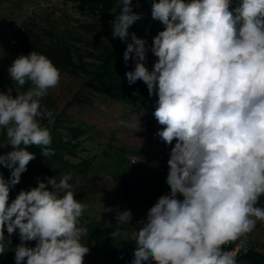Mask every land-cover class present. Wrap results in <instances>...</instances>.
<instances>
[{
	"label": "clouds",
	"instance_id": "clouds-1",
	"mask_svg": "<svg viewBox=\"0 0 264 264\" xmlns=\"http://www.w3.org/2000/svg\"><path fill=\"white\" fill-rule=\"evenodd\" d=\"M140 7V0H119L111 38L127 45L125 67L134 64L125 73L128 86L140 81L157 98L152 115L161 127L154 137L169 148V191L136 222L131 264H237L226 248H243L264 223V0H151V19L163 30L150 47L130 32L143 19L134 11ZM149 51L156 58L151 70ZM7 72L21 88L32 87L15 96L0 92V130L12 149L0 154V168L10 173L5 179L0 171V256L18 235L14 264H85L91 248L82 240L90 234L81 217L88 204L72 191L71 173L59 182L38 176L35 187L10 201L37 158L27 148L55 155L41 127L44 119L54 123V111L41 101L59 86L61 71L31 51L17 55ZM119 124L145 130L141 118ZM111 210L116 225L108 236L117 239L135 217L131 208Z\"/></svg>",
	"mask_w": 264,
	"mask_h": 264
},
{
	"label": "rangeland",
	"instance_id": "rangeland-1",
	"mask_svg": "<svg viewBox=\"0 0 264 264\" xmlns=\"http://www.w3.org/2000/svg\"><path fill=\"white\" fill-rule=\"evenodd\" d=\"M237 3L238 0H233V6ZM84 7L108 18L110 25L100 28L95 35L85 33L80 25L93 21ZM113 8H116L115 12ZM134 11L143 14V19L134 24L130 32L146 39L150 47L152 38L163 30V26L151 19V2L149 8L143 11L134 8ZM118 14L119 0H0V92L7 91L15 96L32 87L30 82L22 88L18 86L9 78L7 68L17 55L28 54L17 43H12V34L19 31L23 23L33 21L47 45L65 53L75 69L73 73L59 69L62 77L59 86L50 89L41 101L54 111V127L66 130L80 126L85 130L86 141L90 145L84 146L86 152H79L78 157L99 153V148L110 140L118 146L142 151L144 156L129 155V159L132 163L135 159V164L145 167L146 174L142 179L151 192L160 197L169 191L165 183L169 149L162 150L159 140L147 131L133 133L119 124L122 120L140 118L138 114L129 113L122 105L105 101L97 90L84 87V83L101 74L110 73L125 78V73L134 68L132 61H129L128 67L124 65L123 53L127 45L111 38V28ZM128 42H131L130 38ZM155 60L149 51L146 63L149 70ZM76 95L79 96L77 101ZM49 125L47 119L41 121V127L48 129ZM11 150L6 130H0V154ZM74 186L80 187L77 196L88 204L81 217V225L87 227L90 234L89 240H82L91 248L89 258L94 264H131L132 253L137 246L134 233L141 227L136 222L145 217L153 203L126 199L114 191L110 178L100 173L77 178ZM117 207L121 211L131 208L135 219L131 226H125L126 235L110 239L108 233L116 225V212L111 209ZM228 247L235 253L237 264H264V223L257 222L243 248L236 249L235 244ZM121 255L123 259L119 258ZM13 256L14 248L5 247L0 264H14Z\"/></svg>",
	"mask_w": 264,
	"mask_h": 264
},
{
	"label": "trees",
	"instance_id": "trees-1",
	"mask_svg": "<svg viewBox=\"0 0 264 264\" xmlns=\"http://www.w3.org/2000/svg\"><path fill=\"white\" fill-rule=\"evenodd\" d=\"M150 2L151 0H140L142 7L137 9L143 11L149 8ZM133 3L135 4L136 0H133ZM84 10H86V14L93 21V23H82L80 25V28L88 35H95L99 32L100 28L110 25L108 18L89 10V8L84 7ZM12 39L16 41L23 51L27 53L35 51L43 54L58 69L72 73L75 72L66 54L59 49L47 45L39 28L33 21L29 20L23 23L20 30L12 34ZM111 65H113L112 62ZM84 87L95 89L105 101L118 103L125 107L129 113L138 114L145 131L153 137L154 133L161 127L152 115L155 111V100L157 98H149L147 88L143 86L142 82L138 81L135 85L129 87L125 78L116 74L106 73L99 75L91 81L88 80V82L84 83ZM77 96L75 97L76 101L79 99V96ZM54 126L55 121L49 125L48 130L52 136L50 147L55 150V155L52 157H42L40 149L36 146L33 145L27 148L37 158L29 164L28 171L22 174L21 183L10 193V201L15 198L20 190H28L35 187L36 177L38 176L41 179L45 176L55 177L57 182H59L66 173H71L72 175L70 183L73 185L72 191L76 194L78 200H81L77 196L80 187L74 186L77 178H85L98 173L110 178L114 191L130 201L154 204L159 198L158 195L151 192L149 186L142 179V176L146 174L145 167L133 164L129 159V155L136 157L144 156L142 151L118 146L110 140L101 149L99 148V153L87 155L86 157H78V153L86 152L87 148L85 147L90 145L86 141L85 130L80 126L69 127L66 130L57 129ZM155 138L159 140L158 137ZM160 146L162 150L169 149L162 142H160ZM71 159L74 161H71ZM0 171L3 172L5 179L10 175L7 169L0 168ZM263 203L264 197L261 198L258 206H261ZM5 235L7 236V233ZM11 240L12 244H7L6 247L14 248L19 243L18 235H13ZM29 246H35V242H30ZM229 248L227 249L229 250ZM85 264L94 263L87 256Z\"/></svg>",
	"mask_w": 264,
	"mask_h": 264
}]
</instances>
